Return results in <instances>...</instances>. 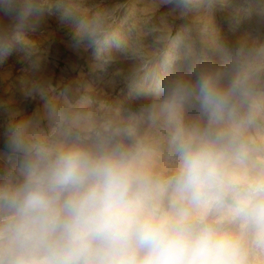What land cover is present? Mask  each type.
I'll return each instance as SVG.
<instances>
[{
    "label": "clouds",
    "instance_id": "9594fccd",
    "mask_svg": "<svg viewBox=\"0 0 264 264\" xmlns=\"http://www.w3.org/2000/svg\"><path fill=\"white\" fill-rule=\"evenodd\" d=\"M203 7L255 19L221 43ZM53 12L96 79L39 75L9 113L0 264H264V0H0V62ZM117 59L135 104L102 91Z\"/></svg>",
    "mask_w": 264,
    "mask_h": 264
},
{
    "label": "rangeland",
    "instance_id": "374dc122",
    "mask_svg": "<svg viewBox=\"0 0 264 264\" xmlns=\"http://www.w3.org/2000/svg\"><path fill=\"white\" fill-rule=\"evenodd\" d=\"M100 0H90V3H99ZM114 0H104L105 4H111ZM129 7L139 6L143 0H126ZM199 14L206 17L212 29L213 37L225 43L234 38L255 19L251 16L242 15L236 31H232L235 24L233 12L230 8L203 7ZM75 26L61 21L59 14L53 12L46 16L35 33L30 34L34 42V51L31 62L23 59L25 50L17 47L2 62H0V131L3 129L10 112H18L21 116L30 114L36 107L35 102L24 97L22 88L39 75H44L51 80L54 87L63 85L75 79L94 81L95 74L90 71V65L94 62L97 49H90L82 55H76L69 47L75 36ZM103 55L116 56L114 48H104ZM130 63L117 59L109 68V73L114 75L117 84L114 88H104L112 99L135 104V100L129 98V85L123 75L127 73ZM121 73V75H116ZM0 150H3V140L0 138Z\"/></svg>",
    "mask_w": 264,
    "mask_h": 264
}]
</instances>
